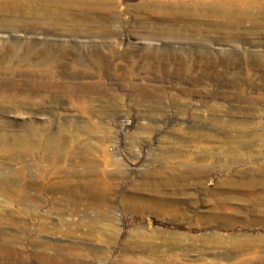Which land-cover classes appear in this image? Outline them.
I'll return each mask as SVG.
<instances>
[{
  "label": "rangeland",
  "instance_id": "1",
  "mask_svg": "<svg viewBox=\"0 0 264 264\" xmlns=\"http://www.w3.org/2000/svg\"><path fill=\"white\" fill-rule=\"evenodd\" d=\"M52 1L0 5V264H264V0Z\"/></svg>",
  "mask_w": 264,
  "mask_h": 264
},
{
  "label": "bare ground",
  "instance_id": "2",
  "mask_svg": "<svg viewBox=\"0 0 264 264\" xmlns=\"http://www.w3.org/2000/svg\"><path fill=\"white\" fill-rule=\"evenodd\" d=\"M0 1L2 2L0 5L2 6L3 12L10 13L11 15H15V16L18 14L34 15L35 10H33V9L35 8V6L37 4H42L43 2H45V0H0ZM56 1H58V0H53L51 3L55 4ZM188 1H192V2H188ZM215 1L216 0H173L172 2L170 1V3H169V1L155 2V0H150V2L147 4L149 6L151 5L153 8H155L157 13L161 17L167 16V15H169L171 17H175V16H185V15L186 16H194L195 14L198 13L199 7H201V6L204 7L205 5H206L205 7H207V5L210 6V3H212V2L214 3ZM217 1L228 3V2H232L233 0H217ZM250 1H252V0H250ZM221 9H223V8H221ZM207 11H212L214 13L217 11V8L212 7L211 10L208 9ZM39 13L41 15L43 14V16L49 17V18L54 17L53 15L59 16V13L56 10H51L49 8V6H44L42 11ZM225 13L229 14L230 10L229 9L226 10ZM235 15H237V14H235ZM64 53L65 52H61L59 57ZM55 69H56V67H55Z\"/></svg>",
  "mask_w": 264,
  "mask_h": 264
}]
</instances>
